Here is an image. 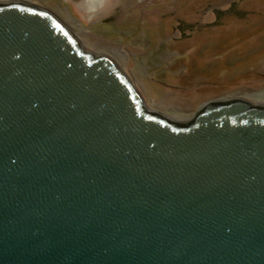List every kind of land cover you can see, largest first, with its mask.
<instances>
[{"label": "water", "instance_id": "95a60500", "mask_svg": "<svg viewBox=\"0 0 264 264\" xmlns=\"http://www.w3.org/2000/svg\"><path fill=\"white\" fill-rule=\"evenodd\" d=\"M0 264H264V105L173 120L51 12L0 2Z\"/></svg>", "mask_w": 264, "mask_h": 264}, {"label": "rangeland", "instance_id": "374dc122", "mask_svg": "<svg viewBox=\"0 0 264 264\" xmlns=\"http://www.w3.org/2000/svg\"><path fill=\"white\" fill-rule=\"evenodd\" d=\"M84 1L22 0L111 58L145 107L173 120L208 100L264 105V0H100L89 11Z\"/></svg>", "mask_w": 264, "mask_h": 264}, {"label": "bare ground", "instance_id": "6f19581e", "mask_svg": "<svg viewBox=\"0 0 264 264\" xmlns=\"http://www.w3.org/2000/svg\"><path fill=\"white\" fill-rule=\"evenodd\" d=\"M25 1V0H24ZM100 0H85L84 1V7L85 9H87L88 11L89 10H92L94 9L95 6H97L96 4L99 3ZM6 2H12L10 0L6 1ZM22 2V0L20 1ZM25 3H28V2H25ZM31 4V3H29ZM34 5V4H33ZM37 6V5H36Z\"/></svg>", "mask_w": 264, "mask_h": 264}]
</instances>
